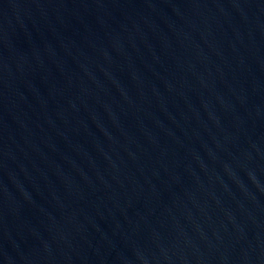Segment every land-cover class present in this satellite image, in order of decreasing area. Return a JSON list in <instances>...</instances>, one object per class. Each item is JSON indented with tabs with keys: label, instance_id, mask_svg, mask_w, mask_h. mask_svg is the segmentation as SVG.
Here are the masks:
<instances>
[{
	"label": "water",
	"instance_id": "1",
	"mask_svg": "<svg viewBox=\"0 0 264 264\" xmlns=\"http://www.w3.org/2000/svg\"><path fill=\"white\" fill-rule=\"evenodd\" d=\"M0 264H264V0H0Z\"/></svg>",
	"mask_w": 264,
	"mask_h": 264
}]
</instances>
